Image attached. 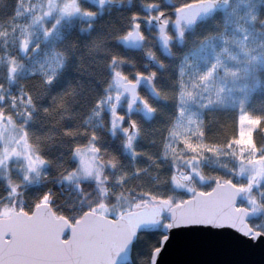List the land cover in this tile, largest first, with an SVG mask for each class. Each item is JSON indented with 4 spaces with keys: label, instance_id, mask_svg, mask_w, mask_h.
<instances>
[{
    "label": "trees",
    "instance_id": "obj_1",
    "mask_svg": "<svg viewBox=\"0 0 264 264\" xmlns=\"http://www.w3.org/2000/svg\"><path fill=\"white\" fill-rule=\"evenodd\" d=\"M261 2L256 3L260 6ZM18 4L19 0H0V117L12 119L24 132L32 156L43 161V168L31 172L19 157L0 164V216L15 200L13 193L20 195L19 209L24 212L30 213L47 196L57 216L74 222L98 208L110 217L117 216L132 208L133 201L137 205L164 199L176 204L195 191H209L216 181H230L244 186L238 206L250 209L252 200L259 207L260 213L248 223L264 233V180L251 184L240 175L230 148L238 133V110L258 118L252 137L257 148L264 145V37L251 33L235 41L218 19L205 34L186 40L183 50L162 58L154 52L151 40L139 52L121 46L118 39L129 27V14L120 10L99 21L91 32L64 29L52 45L41 47L43 56H59L60 66L54 72L16 73L12 81L10 69L28 66L11 31ZM239 15L233 14L232 24L239 22ZM212 37L221 59L215 73L230 82L228 89L233 82L239 83L241 107L232 105L230 93L227 99L218 95L214 104L203 109L197 128L182 138L171 132L182 85L179 68L185 54ZM242 49L250 51L243 68L237 70L231 66L230 55ZM148 55L155 57L160 69L146 60ZM116 73L126 80H133L137 73L151 76L157 99L145 87L138 88V95L154 110L151 120H144L138 112L125 116L124 96L113 82ZM113 93L123 99L117 108L122 120L118 128L103 106ZM93 159L103 184L76 178L80 165L87 170ZM190 159L203 160V164L196 163L192 171ZM183 170L192 172L191 191L174 183L176 172ZM71 177L77 180L71 182ZM162 236L160 228L140 232L129 264H149Z\"/></svg>",
    "mask_w": 264,
    "mask_h": 264
},
{
    "label": "water",
    "instance_id": "obj_2",
    "mask_svg": "<svg viewBox=\"0 0 264 264\" xmlns=\"http://www.w3.org/2000/svg\"><path fill=\"white\" fill-rule=\"evenodd\" d=\"M225 6L221 1L190 5L174 13L173 29L177 33L180 22L190 28ZM157 29L160 51L170 57V40L163 27ZM132 33L121 44L138 50L142 40L135 31ZM23 45L24 41L20 44L24 55ZM113 81L127 97L126 115L138 108L145 120L153 118L154 110L137 93L145 82L150 97L158 98L151 78L138 75L126 81L122 75L114 74ZM242 195V188L232 182L216 181L209 191H196L173 205L164 199L152 200L115 217L86 211L74 222L57 216L46 202L37 204L30 213L13 205L9 215L0 217V228L15 225L22 234V250L16 264H129L137 235L157 228L163 236L152 251L149 264H264V233L249 226L254 214L237 205ZM163 216L167 220L162 224ZM57 230L60 240L69 243L53 248L50 240ZM4 236L11 240L12 232L5 231ZM0 264H10V258L0 255Z\"/></svg>",
    "mask_w": 264,
    "mask_h": 264
},
{
    "label": "rangeland",
    "instance_id": "obj_3",
    "mask_svg": "<svg viewBox=\"0 0 264 264\" xmlns=\"http://www.w3.org/2000/svg\"><path fill=\"white\" fill-rule=\"evenodd\" d=\"M61 4L62 0H19L12 25L13 28L11 29V31L16 34V46L20 47L19 45L24 41L25 45H23V50L26 51L29 45V54H31V49L38 44L45 43L44 47L52 45L59 34V30L54 29V22L64 20L62 14L59 13ZM54 16H56V19L52 20ZM230 38L235 40L240 37H237L234 33ZM226 43H228V41ZM241 46L244 48L246 44H241ZM215 49V42L213 38H210L183 57L179 68L182 85L178 96L177 116L171 127V132L178 134L180 137L183 136L182 134H187L197 128L203 109L214 104L218 95L227 99L228 93H230L232 105L238 107V109L241 107V95L238 94V89L241 88L239 83L233 82L231 86L232 89H228L230 87V82H226L224 77H219L217 73H215V68L221 66L218 50L216 49L215 51ZM249 51V49L247 51L242 49L241 52L231 54L230 57L233 63L231 66L237 70L242 69L245 65L243 60ZM43 54L39 51L36 55H31V57L26 60L27 67L22 66L16 69H10L8 72L10 79L13 81L16 73L30 74L42 72L43 74H50L54 72L60 66L59 56L55 53H49L47 56H43ZM253 59H258V57L254 56ZM201 77H204V79H201ZM2 100L3 99L0 98V101ZM105 102L103 106L108 109L109 115H111L117 114V108L121 105L123 99H121L119 95L113 93ZM243 116L253 119L242 110H238V133L236 139L230 145L232 154H234V156L231 154V157L237 162L238 173L243 175L252 184L255 183V180H264V145L263 147H256L252 137L253 130L256 128V123L252 124L247 120L241 121V117ZM121 124V119L114 122L117 128ZM237 139L240 140V143H237ZM0 141L2 143L0 147V164H4L10 159L19 157L23 159L27 169L31 172H38L43 168L40 160L37 159L36 156H32L26 143L24 132L17 127V124L12 119H2L0 117ZM196 163L199 165L203 164V160L190 159L189 165L192 171H195ZM30 164L32 165L31 167ZM96 164L97 162L95 159L91 160L88 163L87 170H84L81 164V172H77L76 178L93 179L97 183L103 184L100 181ZM191 175L192 172L190 171L187 172L183 170L176 172V177L174 178L176 187L191 191ZM77 179L71 177V182ZM11 196L14 197L16 204L14 201L11 202V206L4 210V215L9 213L13 205L17 210H21L19 209L21 204L20 195L13 193ZM246 198L252 199L249 196ZM41 202L48 203L47 200ZM131 203L132 208L130 209H134L142 202L137 205L134 204V201ZM248 203L250 204V209H252L257 216L260 213L257 204L255 202L253 203L252 200ZM96 212H102L101 214L106 213L104 215H107V212L102 208L96 209Z\"/></svg>",
    "mask_w": 264,
    "mask_h": 264
},
{
    "label": "flooded vegetation",
    "instance_id": "obj_4",
    "mask_svg": "<svg viewBox=\"0 0 264 264\" xmlns=\"http://www.w3.org/2000/svg\"><path fill=\"white\" fill-rule=\"evenodd\" d=\"M211 1H221L226 3V6L224 8L215 9L210 16L197 21L190 28H188L184 22H180L177 29L180 40L179 42L178 34L173 29V23L176 19L174 13L193 4ZM98 2L103 3V5H97L96 3ZM256 2L259 3L260 0H62V4L59 7V13L62 14L64 20L59 22L55 21L54 29L59 30V34L64 29H74L80 33L91 32L94 30L96 24L103 18L109 17L115 11L126 10L129 14V27L123 36L118 39L120 40V44L121 40L126 37L127 33H132L133 31L139 35L142 41L140 49L138 50L127 49L122 46V44L121 46L126 50L139 52L143 49L146 40H151V46L155 48L154 52H156V54L158 53V56L162 58H170L171 56L167 57L164 55L158 46V26L163 27L164 34L168 40H170L168 46L171 54L173 51L175 52V50L178 52L183 50L186 40H192L195 37L197 38L205 34L207 29L210 30L215 27L218 19L220 26H222L225 31H229V38L234 33L237 37L242 39L251 33L264 37V13L261 12L264 11V2H261L260 6H258ZM248 12L251 13H249L250 16L246 18ZM234 13L240 14L238 16L240 19L238 23L232 24ZM54 19H56V16L52 17V20ZM189 20L190 19L188 18V22ZM59 34L57 38L59 37ZM43 46H45V43L36 45L31 49V54H29L30 46L28 45L23 58L28 60L31 55H36ZM147 54H149L148 51ZM146 60H148L152 66H155L158 69L161 68V65L153 55L146 56ZM140 75L151 78L149 75ZM141 86L148 90L145 82H142L139 88ZM124 110L125 116L127 117L138 112V108H136V110L130 115H126V104ZM118 119L119 117L116 114V118L113 119L112 122L114 123Z\"/></svg>",
    "mask_w": 264,
    "mask_h": 264
},
{
    "label": "snow or ice",
    "instance_id": "obj_5",
    "mask_svg": "<svg viewBox=\"0 0 264 264\" xmlns=\"http://www.w3.org/2000/svg\"><path fill=\"white\" fill-rule=\"evenodd\" d=\"M210 6V5H209ZM138 35V34H137ZM133 36V33L129 32L127 33L126 37ZM119 75V73L117 74ZM137 75H140L137 73ZM201 79H204V77H201ZM258 119V118H257ZM257 119H250L247 116L241 117V121L247 120L249 123L255 124L257 122ZM237 143H240V140L237 139ZM189 147H192L189 145ZM41 163L43 161H40ZM32 165L30 164V167ZM243 188L244 186H239ZM43 200H47V196L42 198ZM5 231H11L12 232V239H6L4 236ZM59 230L55 232V234L51 237L50 245L55 248L57 244H67L68 241H62L59 238ZM22 234L18 231L17 227L15 225L9 226L8 229L0 228V255H5L10 258V264H16L17 258L19 253L22 250Z\"/></svg>",
    "mask_w": 264,
    "mask_h": 264
}]
</instances>
